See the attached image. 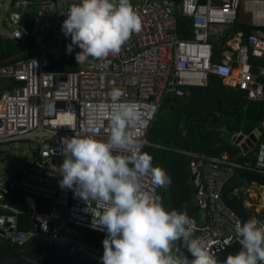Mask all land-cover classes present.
Instances as JSON below:
<instances>
[{"label": "built area", "instance_id": "obj_1", "mask_svg": "<svg viewBox=\"0 0 264 264\" xmlns=\"http://www.w3.org/2000/svg\"><path fill=\"white\" fill-rule=\"evenodd\" d=\"M76 2L15 0L9 15L10 39L32 41L35 55L0 67V145L30 142L35 158L14 177L0 174V231L13 242L38 234L55 245L78 241L81 250L102 258L104 251L91 247L81 233L90 230L106 235L92 223L90 210L95 204L89 206L74 190L60 186L59 169L65 159L61 141L74 133L107 138L110 114L115 110L109 95L113 88L121 89V100L135 102L142 114L141 123L130 131L143 142V151L154 146L148 140L149 131L168 96L187 99L192 88L208 87L212 77L237 87L250 102L264 103V67L255 71L254 65L264 61V0H132L142 20L141 30L118 54L106 62L90 57L77 71L55 72L51 70L53 60L67 52L71 43L62 24ZM35 7V19L28 26L26 16ZM242 12L250 17L254 31L246 42L231 44L229 33L238 25ZM181 18L191 21L193 38L179 35ZM218 50L221 62L214 61ZM79 51L76 46L72 53ZM181 153L189 158L195 200L202 213L200 222L192 218L195 235L206 240L215 253L238 241L234 228L241 222L223 203V186L234 167L242 173L264 176V140L254 164ZM142 184L144 190L159 194L161 187L153 182L151 173L142 177ZM17 191L24 195L25 210L12 206ZM38 198L53 204L51 214L40 210ZM24 215L30 217L34 230L19 228ZM252 218L264 221L257 215L249 216ZM61 220L66 221L64 227ZM186 257L192 259L190 253Z\"/></svg>", "mask_w": 264, "mask_h": 264}, {"label": "clouds", "instance_id": "obj_2", "mask_svg": "<svg viewBox=\"0 0 264 264\" xmlns=\"http://www.w3.org/2000/svg\"><path fill=\"white\" fill-rule=\"evenodd\" d=\"M141 26L132 0H77L67 11L62 31L71 37L69 54L79 47L75 59L80 65L90 57L106 62ZM109 95L115 110L107 138L79 133L65 137L59 169L61 188L74 190L89 206L95 204L92 223L106 231L102 264H264V221H237L234 231L241 250L221 262L208 242L195 235L186 211L169 210L159 195L144 190L145 174L151 173L161 188L170 186V177L153 165L143 142L130 131L142 121L135 102L122 101L119 88ZM181 245L191 260L180 254Z\"/></svg>", "mask_w": 264, "mask_h": 264}, {"label": "trees", "instance_id": "obj_3", "mask_svg": "<svg viewBox=\"0 0 264 264\" xmlns=\"http://www.w3.org/2000/svg\"><path fill=\"white\" fill-rule=\"evenodd\" d=\"M246 32L250 35L252 31L247 29ZM179 35L184 39L193 37L190 20L179 19ZM34 50L35 45L32 41L26 44L15 43L0 36V66L29 58L34 55L32 54ZM75 56V53L61 54L53 60L51 70L77 71L79 64ZM214 61L216 62V58ZM238 92L226 85L222 78L212 77L208 87L192 88L187 99L173 95L166 99L149 131L148 140L154 146H146L144 152L151 155L154 166L164 169L170 177V186L161 188L158 194L169 210L186 211L191 218L201 221L202 213L195 200L196 187L189 158L176 150L201 153L214 158H221L227 154L232 161L239 153V149L231 144L233 136L239 133L249 135L264 121V103L250 102L245 94ZM255 162L256 154L251 158L238 160L241 164ZM243 177L248 185L252 183L264 185V177L257 173L244 172ZM21 197L22 203L18 207L25 210L22 192ZM37 202L41 211L52 213V203L41 198H38ZM234 202L243 206L237 199ZM246 213L249 214L248 211ZM21 221L20 229L25 231L35 229L29 216H21ZM60 223L63 227L66 225L65 220H61ZM81 233L91 247L104 251L102 242L106 235L90 230H81ZM180 254L182 256L189 254L182 245Z\"/></svg>", "mask_w": 264, "mask_h": 264}, {"label": "water", "instance_id": "obj_4", "mask_svg": "<svg viewBox=\"0 0 264 264\" xmlns=\"http://www.w3.org/2000/svg\"><path fill=\"white\" fill-rule=\"evenodd\" d=\"M262 128L256 129L249 135L240 134L233 136L231 144L239 149L238 155L233 159L237 163L239 158L254 156L259 144L263 140ZM231 177L222 189V201L241 222L249 220L243 206L236 204L235 192L244 191L243 173L238 168L231 169ZM238 241L231 246L215 251L218 260L223 261L229 254H235L241 250ZM0 264H102V259L89 252L80 249L78 241L65 245H55L42 240V235L29 238L24 242H13L3 236L0 231Z\"/></svg>", "mask_w": 264, "mask_h": 264}, {"label": "crops", "instance_id": "obj_5", "mask_svg": "<svg viewBox=\"0 0 264 264\" xmlns=\"http://www.w3.org/2000/svg\"><path fill=\"white\" fill-rule=\"evenodd\" d=\"M14 1L15 0H0V12H1L0 13V36L2 38H4V39H8L10 41H12V40L9 37V34L11 32V26H10V23H9V15L13 11ZM202 1L206 2V0H202ZM36 10H37V8L35 7L32 10V12L29 13L26 16V24L28 26H32L33 21H34L35 16H36ZM247 29L251 30L252 32L254 31V27L250 24V17L247 14H245V13L242 12L241 13V16H240V20H239L238 25L231 31V33H229V39H230L229 41L231 42V44H235L236 42H238V43L239 42H242V43L246 42V39L249 36V35L246 34L247 33L246 32ZM252 32L250 34H252ZM15 43H17V42H15ZM23 44H26V43H23ZM32 54L35 55L34 51H32ZM221 54H222V52L220 50H218L217 51V56H216V61L217 62H221L222 61ZM254 65H255V71H257L259 68L264 67V61H255ZM1 66H3V65H1ZM257 67H259V68L257 69ZM236 77H237V74H235L233 76V78H234L233 80H235ZM2 85L5 86L6 85V82H2ZM228 86H230L233 89H236L237 92L239 91L237 87H232L229 84H228ZM245 96H246V94H245ZM262 124H264V121L256 129L260 128V126ZM262 133H263V140H264V128H262ZM239 134H244V133H239ZM239 134H236V135H239ZM157 147L158 148L166 149V148H164L162 146H157ZM176 152L181 153V151H179V150H176ZM224 157L225 158H229V156L227 154H224L221 158H224ZM34 158H35V155H34ZM243 158H247V157H243ZM244 164L247 165V164H252V163H244ZM244 172H251V171H244ZM17 174H19V172H16L14 175H10V176L6 175V176H8V177H14ZM252 187H261V188L264 189V185H259L258 183H252L251 185H248V183L246 182V189L244 191L235 192V199H237L238 201H241L242 202L243 208L245 209V213H246V211L249 212V214L246 213L248 216L257 215L259 217L264 218V206H263L264 194L261 196L260 205L255 206L254 204L248 202V200H247V198L251 196V194H249V192H250V190H251ZM21 198H22L21 197V191L20 192L17 191L14 194V198H13V201H12V206L15 207V208H17V209L24 210L23 208L18 207V205L19 204L21 205V203H22L21 202ZM24 208H25V205H24Z\"/></svg>", "mask_w": 264, "mask_h": 264}, {"label": "rangeland", "instance_id": "obj_6", "mask_svg": "<svg viewBox=\"0 0 264 264\" xmlns=\"http://www.w3.org/2000/svg\"><path fill=\"white\" fill-rule=\"evenodd\" d=\"M34 155L35 151L31 143L27 141H17L0 145V174L10 176L16 172L21 173L32 163ZM249 194L251 196L247 198L248 202L257 206L260 205V199L264 194V189L261 187H252Z\"/></svg>", "mask_w": 264, "mask_h": 264}]
</instances>
